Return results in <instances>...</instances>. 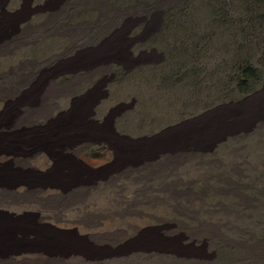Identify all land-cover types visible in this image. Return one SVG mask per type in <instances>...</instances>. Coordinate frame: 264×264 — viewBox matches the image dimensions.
I'll use <instances>...</instances> for the list:
<instances>
[{
    "label": "rangeland",
    "instance_id": "rangeland-1",
    "mask_svg": "<svg viewBox=\"0 0 264 264\" xmlns=\"http://www.w3.org/2000/svg\"><path fill=\"white\" fill-rule=\"evenodd\" d=\"M0 15V264H264V0Z\"/></svg>",
    "mask_w": 264,
    "mask_h": 264
},
{
    "label": "bare ground",
    "instance_id": "bare-ground-1",
    "mask_svg": "<svg viewBox=\"0 0 264 264\" xmlns=\"http://www.w3.org/2000/svg\"><path fill=\"white\" fill-rule=\"evenodd\" d=\"M15 20L16 19L13 18V17L8 18V17L0 15V35H3L4 33L7 32L8 29L12 28L13 27V23H15L14 22ZM40 84H41V79H37V81L34 82L33 86H35V87L32 88V94L36 93V91L38 90V89L36 90V87H39ZM49 128L50 129H56V124H51ZM69 129H71V126L65 127L62 130H69ZM87 133L89 135V131H87ZM91 133H94V132H91ZM29 134H30L29 132H24V136H23V140H22V143H23L22 147H25L27 145V141L29 139ZM91 135H93V134H91ZM3 137L4 138H8L7 136H3ZM13 137L17 140V136L16 135H14ZM15 147H17V146H15ZM0 255H6V254L0 251ZM16 255L19 256L20 253H17Z\"/></svg>",
    "mask_w": 264,
    "mask_h": 264
},
{
    "label": "trees",
    "instance_id": "trees-1",
    "mask_svg": "<svg viewBox=\"0 0 264 264\" xmlns=\"http://www.w3.org/2000/svg\"><path fill=\"white\" fill-rule=\"evenodd\" d=\"M245 75H246V78H252L254 81H257V74H256V70L253 69V68H247L245 70Z\"/></svg>",
    "mask_w": 264,
    "mask_h": 264
},
{
    "label": "water",
    "instance_id": "water-1",
    "mask_svg": "<svg viewBox=\"0 0 264 264\" xmlns=\"http://www.w3.org/2000/svg\"><path fill=\"white\" fill-rule=\"evenodd\" d=\"M214 120H216V119H214ZM209 123H211V124H215V125L218 124V122H216V121H210ZM234 125H238V122H235ZM234 125H230L229 127H226V128H231V127H233ZM220 127H221V125H220ZM220 130H221V129H219V131H220ZM223 130H224V129H223ZM212 135H214V133H213ZM212 135H211V138H209L210 140L214 138ZM210 140H207V141H210Z\"/></svg>",
    "mask_w": 264,
    "mask_h": 264
}]
</instances>
